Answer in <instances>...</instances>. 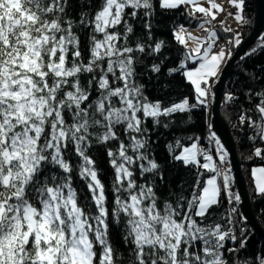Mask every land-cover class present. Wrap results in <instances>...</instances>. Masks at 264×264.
Masks as SVG:
<instances>
[{
  "label": "snow or ice",
  "instance_id": "obj_1",
  "mask_svg": "<svg viewBox=\"0 0 264 264\" xmlns=\"http://www.w3.org/2000/svg\"><path fill=\"white\" fill-rule=\"evenodd\" d=\"M206 2L0 0V264H124L114 236L129 246L127 264H236L227 256L246 252V230L235 234L236 207L226 228L208 219L222 195L229 205L241 201L232 190L229 152L211 126L207 147L196 135L165 144L170 162L196 169L191 194L175 202L158 195L165 177L153 131L170 128L177 114L191 120L197 109L207 110L223 65L243 42L225 21L213 24L224 9L216 0ZM228 3L235 9L228 15L247 24L246 0ZM182 6L190 20L202 14L206 35L192 36L183 25L173 31L186 51L166 75H182L195 94L165 106L148 97L141 77L151 72L159 79L170 59L166 42L154 40L157 8L167 13ZM137 26L146 37L132 41ZM219 32L233 34L220 45ZM260 52L264 37L241 59ZM253 98L256 118L246 110L239 121L252 130L250 141H264V91L245 93L249 102ZM238 99L225 95L226 103ZM94 146L106 147L114 173L111 208ZM73 155L79 164L73 165ZM254 155L264 158L260 148ZM74 171L86 182L90 204L79 201ZM251 178L264 197V166L253 167ZM229 240L239 248H226ZM243 264H264V251Z\"/></svg>",
  "mask_w": 264,
  "mask_h": 264
},
{
  "label": "trees",
  "instance_id": "obj_2",
  "mask_svg": "<svg viewBox=\"0 0 264 264\" xmlns=\"http://www.w3.org/2000/svg\"><path fill=\"white\" fill-rule=\"evenodd\" d=\"M74 4L78 3V0H72ZM232 8V7H231ZM230 8L229 13L232 12ZM185 13V8L182 6L177 10H171L167 13H162L157 8L155 17L156 26L154 28V40H164L166 47L163 50L164 54H167L170 59L165 62V67L160 78L157 79L151 72H148L146 76L141 77V81L146 85V94L152 100L160 99L164 105L167 106L172 101H179L184 97L190 99L194 96V87L186 81V79L180 75L175 74L172 77H167L166 71L168 67L178 66L179 60L182 59L185 53V48L175 40L173 31L180 25L184 27L201 30L199 27V21L202 19V14L197 13V19H189ZM245 16L248 23L241 25L239 32L244 42L251 34L255 20V0H246ZM213 24H219L213 21ZM209 27V25H205ZM201 33L205 34L204 29ZM220 45H224L231 37L233 33L219 32ZM137 37H146L144 30L137 26L135 29V36L131 37L132 41H135ZM261 37H264V33L245 51L244 55L249 52L253 47H258ZM83 39V37H82ZM242 42V43H243ZM241 46V45H240ZM239 46V47H240ZM233 49V55L239 48ZM219 48V47H217ZM85 55L87 52L85 51ZM242 56V57H243ZM230 61V60H229ZM228 61V62H229ZM227 62V63H228ZM151 63V59L148 60ZM226 63V64H227ZM140 72H144L145 68L138 69ZM151 77V79H149ZM167 85V90H163V85ZM251 90L252 92L264 91V52L247 57L245 59L238 60L235 65L232 74L228 78L224 86V95L221 106V115L228 123L234 142L237 147V156L241 162V169L246 180V185L249 191L253 210L258 218V221L264 230V197L257 195L253 187L251 178V169L257 166H264V158L256 157L254 150L260 148L264 152V141L257 138L254 142L249 140V136L253 134L252 130L247 126L240 124L239 116L246 110H252L248 112L254 119L256 118L255 105L258 103V98H253L251 102L245 99V93ZM227 93H234L239 97L238 100L232 103L225 102V95ZM191 120L187 119V114H177L173 119L171 127L168 129L157 127L153 133L152 138L156 141L153 144L155 152V158L162 165L165 180L163 182L162 190L158 191V195L162 199L175 202L180 196L188 197L191 194L192 187L196 181V169L192 166L185 167L181 162H170V157L166 151L165 144L173 138H179L180 136L196 135L202 138V145L207 147L208 141L206 139L209 134V126H211V107L207 110L197 109L191 113ZM166 122V121H164ZM149 127L151 128V121H149ZM212 131V129H211ZM91 155L96 160L98 168L101 171V179L106 186V195L109 202V208L113 207L114 193L112 191V183L114 179V173L109 166L108 157L106 155L105 146H94ZM79 158L75 155L72 156L73 165L79 164ZM233 174V172H232ZM139 180V176H137ZM143 182V181H140ZM160 184V181H157ZM73 187L77 189L79 201L83 204L91 203V194L87 189L86 182L80 179L77 172H73ZM234 193L237 192V186L233 184L232 188ZM236 207L237 212L233 215V220L237 226L235 234L239 235V229L246 230L248 237L246 252H240L238 256L234 257L228 255L227 259L231 262L235 259L236 264H243L246 258L254 259L259 251H264V240L260 238L253 229L247 225L241 210L240 202L235 205H229L227 200L221 196V204L219 207H213L210 210L209 220L213 222H220L225 228L227 214L231 212L232 207ZM93 211L95 208L93 206ZM114 231H118L115 225L112 226ZM114 240L120 241L116 244L120 252V259L127 264V258L129 255L127 245L122 243L121 236H114ZM236 247L239 248V242H226V248Z\"/></svg>",
  "mask_w": 264,
  "mask_h": 264
},
{
  "label": "water",
  "instance_id": "obj_3",
  "mask_svg": "<svg viewBox=\"0 0 264 264\" xmlns=\"http://www.w3.org/2000/svg\"><path fill=\"white\" fill-rule=\"evenodd\" d=\"M264 33V0H255V20L249 37L235 51L232 59L227 63L218 82L213 87L215 93L211 110V129L215 131L221 142L229 152V160L235 177L237 192L241 196L240 210L247 223L253 231L264 240V230L253 210L246 180L242 173L241 162L237 156L236 143L233 140L230 127L221 115V106L224 95V86L233 72L235 63L240 60L245 51Z\"/></svg>",
  "mask_w": 264,
  "mask_h": 264
},
{
  "label": "rangeland",
  "instance_id": "obj_4",
  "mask_svg": "<svg viewBox=\"0 0 264 264\" xmlns=\"http://www.w3.org/2000/svg\"><path fill=\"white\" fill-rule=\"evenodd\" d=\"M216 2L222 5L224 11L227 10V12H229L231 6L229 5L228 0H216ZM203 6L208 7L209 5L207 4V2H203ZM222 17H223V19H225V18H226V19H229L228 14H226L225 16H222ZM229 26H230L231 28H232V27H237V28H238V27H240L241 25L238 24L235 20L231 19V20H230V25H229ZM185 28L191 33L192 36H195V37H198V38L203 39L204 36L206 35V33H205V34H204V33H201L202 29H201V30H197V29H191V28H187V27H185ZM220 41H221V40L219 39L218 43H219ZM194 46H195V45H194V42H193V41H189V42H188V47H189V48L194 47ZM219 50H220L219 48H215V49H214V51H217V52H218Z\"/></svg>",
  "mask_w": 264,
  "mask_h": 264
},
{
  "label": "crops",
  "instance_id": "obj_5",
  "mask_svg": "<svg viewBox=\"0 0 264 264\" xmlns=\"http://www.w3.org/2000/svg\"><path fill=\"white\" fill-rule=\"evenodd\" d=\"M203 2H206V0H202V3ZM213 11H215V10H213ZM229 12H227V10H225V11H222V12H219L218 13V15H217V19H216V21L215 22H218V23H220V21H225V26L226 27H230L229 25H230V20L231 19H233L234 20V18L231 16V15H228L229 16V19H223V17L222 16H225L226 14H228ZM241 27V26H240ZM240 27H230L231 29H233V31L234 32H236V31H238L239 32V29H240Z\"/></svg>",
  "mask_w": 264,
  "mask_h": 264
},
{
  "label": "bare ground",
  "instance_id": "obj_6",
  "mask_svg": "<svg viewBox=\"0 0 264 264\" xmlns=\"http://www.w3.org/2000/svg\"><path fill=\"white\" fill-rule=\"evenodd\" d=\"M216 48H217V47H216ZM226 65H227V64L223 65L222 71L224 70V68H225ZM221 73H222V72H221ZM220 76H221V74H220ZM220 76H219V77H220ZM217 82H218V81H217ZM217 82H216V83H217ZM216 83H215V84H216ZM215 84H214V85H215ZM212 106H213V99H212V104L209 106V107H211V110H212ZM229 163H230V160H229ZM230 165H231V163H230ZM231 168H232V167H231Z\"/></svg>",
  "mask_w": 264,
  "mask_h": 264
},
{
  "label": "built area",
  "instance_id": "obj_7",
  "mask_svg": "<svg viewBox=\"0 0 264 264\" xmlns=\"http://www.w3.org/2000/svg\"><path fill=\"white\" fill-rule=\"evenodd\" d=\"M231 9H232V12H234V11H235V9H234V8H231ZM219 44H220V42H219ZM211 104H212V101H211L210 105H211ZM210 105H209V106H210Z\"/></svg>",
  "mask_w": 264,
  "mask_h": 264
}]
</instances>
